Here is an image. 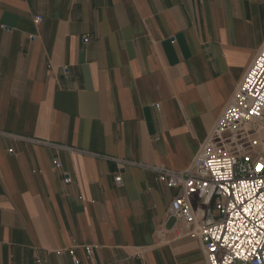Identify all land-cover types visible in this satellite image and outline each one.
<instances>
[{
    "label": "crops",
    "instance_id": "0c3cea01",
    "mask_svg": "<svg viewBox=\"0 0 264 264\" xmlns=\"http://www.w3.org/2000/svg\"><path fill=\"white\" fill-rule=\"evenodd\" d=\"M263 41L264 0H0V264H206L151 167H189Z\"/></svg>",
    "mask_w": 264,
    "mask_h": 264
},
{
    "label": "built area",
    "instance_id": "2783aa9c",
    "mask_svg": "<svg viewBox=\"0 0 264 264\" xmlns=\"http://www.w3.org/2000/svg\"><path fill=\"white\" fill-rule=\"evenodd\" d=\"M151 169L176 189L166 211L175 235L199 234L206 264H264V41L189 167Z\"/></svg>",
    "mask_w": 264,
    "mask_h": 264
},
{
    "label": "snow or ice",
    "instance_id": "6c2138e0",
    "mask_svg": "<svg viewBox=\"0 0 264 264\" xmlns=\"http://www.w3.org/2000/svg\"><path fill=\"white\" fill-rule=\"evenodd\" d=\"M257 171H261V166H260V165H257ZM245 211L247 212L248 210L245 209ZM217 247H218V245H217ZM217 259H218V258H217Z\"/></svg>",
    "mask_w": 264,
    "mask_h": 264
}]
</instances>
